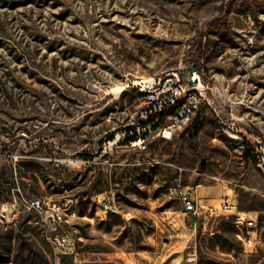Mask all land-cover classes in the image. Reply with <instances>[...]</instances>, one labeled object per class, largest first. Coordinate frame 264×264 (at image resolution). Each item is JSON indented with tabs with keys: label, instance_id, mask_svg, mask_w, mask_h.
Returning a JSON list of instances; mask_svg holds the SVG:
<instances>
[{
	"label": "rangeland",
	"instance_id": "374dc122",
	"mask_svg": "<svg viewBox=\"0 0 264 264\" xmlns=\"http://www.w3.org/2000/svg\"><path fill=\"white\" fill-rule=\"evenodd\" d=\"M180 85L161 124L197 93L187 122L124 143ZM179 185L237 211L185 215L165 195ZM47 197L78 210L74 254L29 207ZM0 210V264H130L170 242L160 212L185 220L193 264H264V0H0ZM239 215L256 219L253 250Z\"/></svg>",
	"mask_w": 264,
	"mask_h": 264
},
{
	"label": "built area",
	"instance_id": "2783aa9c",
	"mask_svg": "<svg viewBox=\"0 0 264 264\" xmlns=\"http://www.w3.org/2000/svg\"><path fill=\"white\" fill-rule=\"evenodd\" d=\"M186 85H191L197 90H201L204 86L202 81V76L199 70H193L189 74V82ZM172 90V89H171ZM184 87L180 85L174 92L168 90H163L155 103H160L159 107L154 110L147 111L146 120L142 122V125L135 126V130L126 131L123 133V138L130 137L137 134V140L130 141L129 143L134 147L145 148L146 141L148 138L156 132L158 129L162 130L163 136L169 138L173 135L174 131L181 128L189 119L192 113V106L197 107L200 103V97L197 93L190 96L188 103L184 102L178 105L173 110V115H171V121L167 125L161 124V116L165 114L164 101L166 103L175 104L178 101V96L183 94ZM160 97L162 99H160ZM160 101V102H159ZM149 115H152L153 121L147 122ZM157 126V128H154ZM146 135V136H145ZM169 201H178L183 205L185 214L192 213L194 215H217L228 212H236L237 206L234 199L227 195L220 200L203 199L193 194L185 186H173L167 189L165 193ZM99 207L105 212L107 209L115 210L116 214L120 211L115 209V202L109 198L104 197L98 202ZM73 203L69 204L67 202L60 201L53 197H47L44 199L32 200L29 207L39 213L43 226L48 231V240L56 247L63 249V252L74 254L76 253L75 244L73 243V238L71 234L64 230L67 225L74 223L80 215H71V222L63 221V213H66V206H71ZM7 219L6 211L0 210V222H4ZM239 224H246L248 232L243 231L238 234L239 239L242 241L244 247L247 250H253L258 244V234H257V222L254 218H245L242 215L238 216Z\"/></svg>",
	"mask_w": 264,
	"mask_h": 264
},
{
	"label": "crops",
	"instance_id": "0c3cea01",
	"mask_svg": "<svg viewBox=\"0 0 264 264\" xmlns=\"http://www.w3.org/2000/svg\"><path fill=\"white\" fill-rule=\"evenodd\" d=\"M155 222L157 226L156 239L163 235L166 226L169 224L168 226L172 230L170 232V242L165 243L163 246L156 243V250L149 253V255L126 257L131 262L130 264H153V262L154 264H193L192 254H188L187 252L188 240L191 233L185 224V220L175 213L160 212L156 214ZM162 240L167 241L166 235L162 236ZM168 248L170 249L165 252ZM118 264L121 263L118 262Z\"/></svg>",
	"mask_w": 264,
	"mask_h": 264
},
{
	"label": "bare ground",
	"instance_id": "6f19581e",
	"mask_svg": "<svg viewBox=\"0 0 264 264\" xmlns=\"http://www.w3.org/2000/svg\"><path fill=\"white\" fill-rule=\"evenodd\" d=\"M115 209L117 211H120V208L116 202H115ZM107 213L116 214V211L107 209ZM71 215H79L78 210L74 205L66 206V213H63V221L64 222H71Z\"/></svg>",
	"mask_w": 264,
	"mask_h": 264
},
{
	"label": "trees",
	"instance_id": "16d2710c",
	"mask_svg": "<svg viewBox=\"0 0 264 264\" xmlns=\"http://www.w3.org/2000/svg\"><path fill=\"white\" fill-rule=\"evenodd\" d=\"M190 70H199L198 69V67H197V65H192L191 67H190ZM153 121V117H152V115H149V119L147 120V122H152ZM144 122V121H143ZM154 128H157V126H155ZM132 129H134L135 130V127H129L127 130L128 131H130V130H132ZM146 136V135H145ZM137 134H136V131H135V134L134 135H132V136H130V137H127V138H124L123 139V142L124 143H129L130 141H134V140H137ZM112 139H114V137H112Z\"/></svg>",
	"mask_w": 264,
	"mask_h": 264
}]
</instances>
